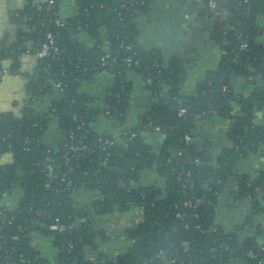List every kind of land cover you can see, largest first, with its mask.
I'll list each match as a JSON object with an SVG mask.
<instances>
[{
    "label": "trees",
    "instance_id": "trees-1",
    "mask_svg": "<svg viewBox=\"0 0 264 264\" xmlns=\"http://www.w3.org/2000/svg\"><path fill=\"white\" fill-rule=\"evenodd\" d=\"M37 1L27 0L22 9L11 11V20L18 25L17 36L11 40L7 35L0 38V62L10 60L14 74L22 70L27 54L35 55L41 48L48 31L56 35L55 43L59 47L58 53L49 51L39 58L32 74L25 73L28 89L21 115L0 111V199L17 187L22 190L16 208L0 210V264L18 262V252L29 256L32 264H179L181 261L227 264L239 243L234 233H226L215 223L218 193L233 177L245 193L252 194L255 212L264 210V170L252 178L235 175L232 168L233 161L264 144V124L254 120V112L264 108V85H257L248 95H243L236 93L229 82L221 81L231 72L245 76L252 83L258 77L264 80V44L257 40L264 32V26L257 23L258 14H264V0H251L249 5L236 0L235 16L240 26L227 32L220 69L200 81L194 96L180 95L183 67L177 57H172L165 66L159 51L143 50L138 43L136 18L148 11L154 0H77L78 12L66 18L68 23L62 26L55 22L60 18L55 7L44 2L39 10ZM243 40L248 44L247 49L240 46ZM130 43L138 51V66H127L122 61L129 52L121 46ZM106 53L116 56L117 61L106 59L107 64L103 65ZM130 70L142 74L145 81L151 78V83L146 84L154 92L165 83L177 105L175 109L151 108L140 116L137 126L103 151L100 139L111 135L98 133L92 124L104 110H109L114 120H125L130 99ZM101 71L114 76L102 109L96 106L97 98L82 89L84 83ZM60 80L66 84L63 95L53 85ZM52 94L57 96L45 108L37 106L38 101L50 99ZM234 102L240 103L241 114L230 131L233 145L219 167H214L204 153L192 142L186 144L183 137L186 133L193 136L200 119L198 115L229 114ZM182 107L186 108V113L180 116L178 112ZM50 113L54 114L66 139L69 132L75 131V140L82 139L89 149L80 155H69V161L64 158L66 151L62 143L47 153L44 137ZM15 118L19 120L14 121ZM181 124L183 133L179 128ZM158 127L166 130L167 139L155 151L144 141L142 132ZM133 132L136 135H132ZM7 153L11 161L3 162ZM47 156L53 160L46 161ZM195 157L202 160V165L190 162ZM50 167L56 168L51 180L47 175ZM145 169L156 170L165 178L164 185L140 184ZM188 169L192 170L194 188L191 191L187 184L184 192L179 174ZM63 175L70 184L62 180ZM208 181L212 190L203 186ZM75 186L98 191L102 196L93 202L94 214L89 208L74 206L72 188ZM193 194L203 198L201 206L194 211L183 208L184 199ZM134 205L141 206L143 212L139 224L126 231L134 242H129L128 248L119 254L100 250V244L110 237L104 228L95 224L94 216L125 211ZM179 209L186 214L183 219L176 217ZM38 210L43 211L39 222L47 225L53 216L76 224L53 236L58 248L55 263L43 257L31 243ZM79 218L83 221L77 223ZM197 224L203 229H196ZM257 230L259 236H264L263 229L258 227ZM242 244L247 250L260 249L254 246L256 238L244 239ZM91 253L96 254V260H90ZM260 255L264 259L261 249ZM173 257L178 261L168 263L167 259ZM250 262L253 264V260Z\"/></svg>",
    "mask_w": 264,
    "mask_h": 264
},
{
    "label": "crops",
    "instance_id": "crops-1",
    "mask_svg": "<svg viewBox=\"0 0 264 264\" xmlns=\"http://www.w3.org/2000/svg\"><path fill=\"white\" fill-rule=\"evenodd\" d=\"M57 1H59V6L58 9H55L61 18L74 16L78 12L77 0ZM26 3L27 0H0V38L7 35L11 40L17 36L18 25L12 22L11 11L22 9ZM235 6L236 0H157L152 3L148 11L137 16V38L141 48L159 51L165 66L169 64L172 57L179 59L183 67V79L180 85L181 96L196 95L200 81L205 79L210 72L220 69L225 53V41L222 38V33L235 31L240 26V21L235 16ZM257 23L264 26V14H258ZM257 40L261 45L264 44V32L258 36ZM23 59L24 74L22 73V76L11 77L7 74L2 78L5 83L14 82L17 85L15 91L18 92L17 96L11 100L1 93L0 111L13 112L10 105L12 103L16 106L15 110L21 105L20 113L22 111L23 99L27 97L24 75L28 69L34 70L37 64L35 55L27 54ZM2 64L3 61L0 62V66ZM113 82L114 76L110 72L101 71L90 82L84 83L82 89L96 97V106L102 109L104 107L103 99L113 86ZM128 82L130 99L125 120L123 122L114 120L102 112L92 124L93 129L98 133L120 137V133L124 130L137 126L140 123V116L151 108L157 106L175 109L177 104L174 102L169 86L165 83L154 92L147 87L142 74L133 70L128 72ZM227 82L236 93L243 95H248L257 85H264V80L261 77L253 80L252 83L250 79L235 72H231L227 77ZM49 102L48 98L40 100L37 106L45 108ZM240 107L239 102H234L229 114H211L200 118L196 124L191 142L196 149L205 154V157H208L206 158L214 167H219L221 159L233 145L230 131L236 123L237 116L241 114ZM254 118L256 123L264 124V108L256 110ZM142 137L157 151L166 142L167 132L158 127L154 130L144 131ZM63 139L64 135L58 121L50 120L48 132L44 137L45 144L57 148ZM7 160H11V158L6 156L3 161ZM232 168L235 175L257 177L264 170V144L260 149L249 150L247 154L237 158L233 161ZM139 183L163 186L165 178L154 169H145ZM235 183V178L231 177L222 188L217 202V224L226 233H234L239 245H243L244 239L256 238V241H260L257 229L259 226H264V216L259 213H251L250 204L237 200ZM92 196V191L81 188L74 192L73 204L77 208H87L91 205ZM18 199L19 190H15L3 198L1 204L13 207L17 205ZM142 217L143 212L137 207L125 211H114L106 216L97 215L96 222L109 229L111 236L109 240L100 244V250L107 254H114L116 249L126 250L130 243L122 236L127 229L136 227ZM34 245L46 257L52 259L56 254L50 237L36 233ZM248 251L246 249L244 256H231L228 264H250Z\"/></svg>",
    "mask_w": 264,
    "mask_h": 264
},
{
    "label": "built area",
    "instance_id": "built-area-1",
    "mask_svg": "<svg viewBox=\"0 0 264 264\" xmlns=\"http://www.w3.org/2000/svg\"><path fill=\"white\" fill-rule=\"evenodd\" d=\"M56 1L57 0H38L37 1V8L39 10L42 9L44 2H46L49 5V7H55ZM155 1H157V0H154L153 2H155ZM209 1H212V0H209ZM243 2L245 4H248L249 5L251 3V0H243ZM55 22H56L57 25H60V26L66 25L68 23V21H67L66 18H61V17L60 18H56L55 19ZM80 31H82V30H80ZM227 32L228 31H224L222 33V38L224 39L225 42H226L225 39H226ZM238 37L240 38L241 36L239 35ZM55 39H56V35L52 31H48L46 33V40H45V42L42 44L41 48L35 54L36 59H37V62H38V59L39 58L45 57L49 53V51H53L54 53H58L59 47L55 43ZM240 46L243 49H247L248 48V44H247V42L245 40L241 41ZM121 47H123L126 51L129 52L128 56L127 57H124L122 59L123 63L125 65H127V66H138L140 62H139V59H138V51L135 48V46L130 43V44H123V46H121ZM106 59H110V60H112V62H116L117 61V57L116 56H113L112 57L110 55V53H106L104 55L105 63H103V65H106L107 64L106 63L107 62ZM234 60H237V57H235ZM9 62H10L9 67H2V66H0L1 78L4 75H7L9 73H12L11 72V61L9 60ZM156 67L159 68V69L161 68V66L158 65V64H156ZM21 71H23V63H22V70ZM24 76L26 77V75H24ZM146 82L150 84L151 83V78H148L146 80ZM53 85H54V89H56V91L58 93H61V95L64 94V90H65L66 84L63 81H61V80L60 81H56V82H54ZM226 88L227 87L225 86L224 89H226ZM52 110H54V109H52ZM104 113L106 115H108V116L111 117L109 110H104ZM178 113H179L180 116H183L186 113V108H183V107L180 108ZM203 114L205 115L206 112H204ZM53 116H54V114L53 113H50L48 117H51V119H54ZM198 117L199 118H203L202 115H198ZM128 131H129V129H126L123 132H121L120 133V137H117V136H113L112 135L110 138H105V139L101 138L100 139V141H101V149L103 151H105L106 149H108L109 147H111L116 142V140H118L122 136H125L128 133ZM146 131H149V130H146ZM47 132H46V134H47ZM62 132H63V130H62ZM131 134L132 135H136L135 132H133ZM63 135H64V133H63ZM74 137H75V131H71V132H69V134L67 136V139L64 137V139L62 141V144H64L63 149H64V151H66V154L64 156V158H65L66 161H69L70 156H72V155L73 156L80 155L81 153H83V152H85L86 150L89 149V146L82 139L75 140ZM191 139H192V137H191V135L189 133H186L184 135V137H183V140L185 141L186 144H189L191 142ZM26 141H28V139ZM52 149H53L52 147L48 146L47 153L51 152ZM6 156H9L11 158V155L9 153H7V154L4 155V157H6ZM45 160L50 162V161L53 160V158L50 157V156H47ZM9 161H11V160H7V161H3V162H9ZM190 162H192L193 164L198 165V166L202 165V160L199 157H195L193 159H190ZM47 175H48V178L50 180L53 179L55 177V175H56V168L55 167H50V169L47 171ZM62 180L63 181H66V182H68V184H70V181L67 180L66 179V176H64V175L62 176ZM179 180L181 181L182 186L184 187V192H185V189L187 188V186H186L187 184L189 185L190 190L193 191L194 181L192 180V170L188 169V170H185V171H181L180 174H179ZM131 182L133 183V181H131ZM203 186H204V188H206L208 190H212L213 189L212 184L209 181L208 182H205L203 184ZM79 189H81V188H79ZM79 189H77L76 186L73 187L72 188L73 194H74V192H76ZM15 190H19V199H20L21 194H22V190L19 187H17ZM87 190L92 191V193H93V196H92V199H91V205L89 207H87V208H89L90 211H92V213L94 214L95 211L92 208L93 202L95 201V199L102 198V196H99L98 191H94V190H90V189H87ZM215 193H218V192L215 191ZM220 194H221V192L218 193V199H219ZM6 196H4L3 198H5ZM235 196H236V198H237L238 201L245 202V203L250 204L251 205V213H253V214L256 213L255 210L252 207V200H253L252 194L245 193L243 187H241L238 184V182L235 183ZM257 196L260 197L261 195H257ZM2 199H0V210H1V212L2 211L12 210V209L16 208L17 205H18V202H17V205H15L13 207L11 205H3V204H1V200ZM19 199H18V201H19ZM202 202H203V198L201 196H198L196 194H193L191 197H187L186 199H184V201L182 202V206H183V208L191 209V210L194 211L195 209H197L198 207L201 206ZM208 202L210 203V201H208ZM132 207H137L140 210H142V207L139 206V205H134ZM84 208H86V207H84ZM78 209H81V208H78ZM116 211H118V210H116ZM259 214H262L264 216V210L261 211V212H259ZM36 215H37V217L35 218L36 219L35 222L37 223V225H36V229H32V231H31V238H32L31 243L35 247V245H34V235L36 233H39L42 236L50 237L52 239V245L56 249V254L54 255V257L52 259L49 258V257H47V258L51 259L52 262L55 263L57 261V257H58V254H57L58 248H57V246L54 243V237L53 236L55 235V233L56 234H59V233L66 232L67 230H69L70 228H72L73 226H75L76 224H75V222H74V224H72L70 222H62L61 219H60V217L53 216L51 222H49L48 225H47V224H45L43 222H39V218H40L41 215H43V211H39V210L36 211ZM106 215H108V214L98 215V216H106ZM193 215L194 216H197V213H193ZM96 216H94V218ZM185 216H186V214H185L184 211H182L180 209L177 210L176 217H179V218L183 219ZM217 218H218V211L216 213V218H215V223L216 224H217ZM77 220H76L77 223L83 221L82 218H79ZM95 224L98 227L104 228L107 231L109 237H111L110 234H109V229L98 225V223L96 222V220H95ZM259 228L260 229H263V232H264V226H259ZM196 229L202 230L203 228L201 227L200 224H197L196 225ZM122 238L123 239H127L130 243H133L134 242V239L130 238L126 232L123 234ZM256 242H257V244L254 245V246L255 247H259L261 250L264 251V236L263 235H260V241H256ZM69 247H72V245L69 244ZM99 249H101V246H99ZM260 249L257 250V251H253V250L250 249L248 251L249 258L251 260H253V264H264V259L261 258V255H260ZM37 250H39V249H37ZM121 252L122 251H120V249H116L115 252H114V254H119ZM41 255L43 257H46L42 253V251H41ZM96 257L97 256H96L95 253H91L90 256H89L90 260H96ZM175 261H178L176 257H173L171 259H167V262L168 263H173ZM15 262L11 261L9 264H32V259L29 256H27L24 252H18V262H16V263ZM179 264H185V262L184 261H181V262H179ZM190 264H192V262Z\"/></svg>",
    "mask_w": 264,
    "mask_h": 264
},
{
    "label": "rangeland",
    "instance_id": "rangeland-1",
    "mask_svg": "<svg viewBox=\"0 0 264 264\" xmlns=\"http://www.w3.org/2000/svg\"><path fill=\"white\" fill-rule=\"evenodd\" d=\"M9 64H10V62L6 59V60H4L3 61V64L1 65L2 67H9ZM24 71H26V70H24ZM34 70H29L28 69V72L30 73V74H32V72H33ZM22 73H23V71H20V73H18V74H14V73H9L7 76H11V77H17V76H22ZM11 74H13V75H11ZM6 76V77H7ZM4 77V76H3ZM2 77V78H3ZM24 79L26 80V88H27V77H24ZM23 79V80H24ZM16 83V82H15ZM5 84V85H4ZM16 87H17V85L16 84H14V82H10V83H5V81L4 80H0V97H1V93H3V95H5V96H7L8 97V100H11V99H14L16 96H17V92L18 91H15L16 90ZM4 88V89H3ZM3 89V90H2ZM57 95L56 94H52L51 96H50V101H51V99H53V98H55ZM24 100V99H23ZM11 105V109H13V110H11V111H13V113L16 115V116H20L21 115V113H20V109H21V105H19L18 107H17V110H15L16 109V106L15 105H13V103L12 104H10ZM50 120H52V119H50ZM13 193V192H12ZM11 193V194H12ZM12 196V195H11Z\"/></svg>",
    "mask_w": 264,
    "mask_h": 264
},
{
    "label": "water",
    "instance_id": "water-1",
    "mask_svg": "<svg viewBox=\"0 0 264 264\" xmlns=\"http://www.w3.org/2000/svg\"><path fill=\"white\" fill-rule=\"evenodd\" d=\"M58 6H59V1H56L55 8L58 9ZM221 82L223 84H225L227 82V76L224 75L222 77V81ZM25 102H26V99L23 100V103H25ZM18 120H19L18 118L14 119V121H18ZM179 128H180V132L183 133L184 127H183L182 124L179 126ZM212 183L216 184V181H212ZM245 254H246V248L243 245H239L232 251L231 256H244Z\"/></svg>",
    "mask_w": 264,
    "mask_h": 264
}]
</instances>
